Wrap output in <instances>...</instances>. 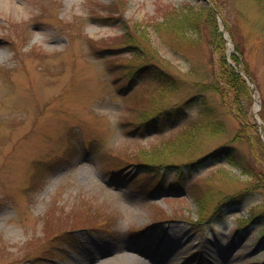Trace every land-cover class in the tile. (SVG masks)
I'll list each match as a JSON object with an SVG mask.
<instances>
[{"label":"rangeland","instance_id":"rangeland-1","mask_svg":"<svg viewBox=\"0 0 264 264\" xmlns=\"http://www.w3.org/2000/svg\"><path fill=\"white\" fill-rule=\"evenodd\" d=\"M208 1L230 40L223 39L225 50L232 44L247 63L255 90L251 116L256 125L255 117L261 122L263 141L264 0ZM205 5V0L0 2V264H78L81 258L90 263L103 252L143 260L140 250L156 252L162 237L182 252L181 264H264V183L258 176H264L263 152H253L256 177L223 161L181 167L230 145L237 122L221 116L226 128L201 135L189 156L162 146L182 126L134 131L139 111L180 104L196 92L191 88L196 73L215 70L209 20L196 45L180 42L161 25L175 9L199 12ZM216 24L219 31L217 17ZM137 26L141 33L133 32ZM175 45L181 50L173 54ZM150 50L184 80L178 93L158 79ZM142 51L147 56L140 58ZM199 107L188 109L189 115ZM142 161L169 166H136ZM204 193L210 201L207 219L200 222L195 199ZM239 197L243 203L235 205Z\"/></svg>","mask_w":264,"mask_h":264},{"label":"trees","instance_id":"trees-1","mask_svg":"<svg viewBox=\"0 0 264 264\" xmlns=\"http://www.w3.org/2000/svg\"><path fill=\"white\" fill-rule=\"evenodd\" d=\"M258 1L260 4H263L262 0ZM213 6L216 9L214 3ZM200 9L199 12L193 11L192 8L175 9L165 15L161 25L166 27V29L171 28L174 34H176L175 37L180 39V42L196 45L199 43V34L202 35L203 33L202 30L204 27L202 23L204 19H206L204 24L209 20L212 27L209 30L208 35L210 36L208 37V41H210L209 43L214 50V56H216V63L214 64L215 70L211 74L205 72L203 74L196 73L198 78L192 82L193 86L191 85V88L196 92L192 96H187L182 99L180 104L156 111L146 109L142 112L139 111L138 125L134 131H138V133L143 135L153 131H160L167 127L182 126L179 136L162 146L172 148L178 154L189 156L193 155L191 152L201 145V135H213L219 129L226 128L227 121L224 123L225 120H222L221 116L231 117L237 122V128L233 139L229 143L230 145L222 146L215 151L208 152L202 158L191 160L181 167H188L192 170L210 161H223L230 167L240 170L242 174L256 177V170L253 164V152L256 149L262 151L264 154V141L261 139L258 125L252 120L250 88L243 76L236 72L235 68L227 62L225 42L217 28L215 11L209 5ZM158 23L156 22L157 26L159 25ZM141 30L142 27L137 26V29H134L133 32L137 33L140 31L141 33ZM136 35L140 36L139 34ZM129 37L130 35H128ZM140 37L143 38V35ZM172 50L174 52L173 54H176L181 49L175 45ZM236 50V53L230 56L231 61L235 66L241 64L243 72L251 77L247 63L242 57V52H239L238 48ZM148 53V56L155 62L154 71L158 79L171 92L178 93L180 87H182L180 81L184 80L169 71L166 62L160 60V58L154 60L155 56L152 58V55H156V53H153L152 50L148 51ZM142 55L143 57L147 56L145 51H142L140 55L137 54L140 58H142ZM191 73H194V70H191ZM214 97L215 99L213 101L212 98ZM214 102L216 103L215 106L212 105ZM195 105H199L200 107L197 116L193 118L188 116L187 112L188 109ZM260 116L263 117L262 112H260ZM221 132L219 131V133ZM234 144L246 145L249 149L248 153H240L236 146H233ZM136 166L152 169L155 166H169V164H164L163 161L158 164L154 161H142L138 162ZM176 168L178 169L180 167ZM182 171L183 168H180L179 173ZM258 176L262 180V183H264V176L261 173ZM208 195L204 193L195 199L200 222L207 219L205 218L204 209L210 201ZM243 200V197H239L234 204L240 205L243 203ZM260 216L264 221V210L261 211Z\"/></svg>","mask_w":264,"mask_h":264},{"label":"bare ground","instance_id":"bare-ground-1","mask_svg":"<svg viewBox=\"0 0 264 264\" xmlns=\"http://www.w3.org/2000/svg\"><path fill=\"white\" fill-rule=\"evenodd\" d=\"M2 0H0L1 2ZM176 235L181 237V231L178 228H174ZM164 241H159L158 246H160L159 250L155 251H147V250H140L142 256L144 257L143 260L137 259L132 256H127L126 254H106L104 252L100 255L103 256L101 259H96L87 263L85 259H80L78 264H181L182 252L178 250L177 246L174 244L170 237L164 238ZM203 264H215L211 260H207L203 262ZM220 264H225L223 260Z\"/></svg>","mask_w":264,"mask_h":264},{"label":"water","instance_id":"water-1","mask_svg":"<svg viewBox=\"0 0 264 264\" xmlns=\"http://www.w3.org/2000/svg\"><path fill=\"white\" fill-rule=\"evenodd\" d=\"M221 32L224 34V27H223V25L221 26ZM228 55H229V53H228ZM237 71L244 76L246 82L249 84V86L251 87L252 92L254 93L255 90L253 88V82H252V80L247 75H245L240 68H237ZM255 120L259 124V120H258L257 117H255ZM261 132H262V130H261Z\"/></svg>","mask_w":264,"mask_h":264}]
</instances>
